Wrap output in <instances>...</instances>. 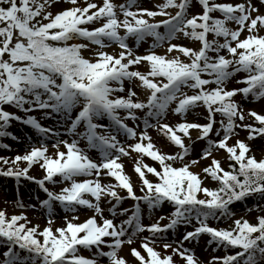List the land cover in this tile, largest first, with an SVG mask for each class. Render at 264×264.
<instances>
[{
    "label": "snow or ice",
    "instance_id": "1",
    "mask_svg": "<svg viewBox=\"0 0 264 264\" xmlns=\"http://www.w3.org/2000/svg\"><path fill=\"white\" fill-rule=\"evenodd\" d=\"M57 2L0 0V138L19 140L7 131L12 121L29 125L39 137L35 143L32 137L27 138L23 154L0 156V176L33 181L46 195L42 200L34 197L38 204L29 205L44 210L43 228L33 224L24 212L9 217L0 210V264H101L103 257L108 264H128L120 255L121 249L145 231L151 235L141 240L144 253L131 249L138 264H175L176 255L186 264H198L183 241H198L203 234L210 237V245H215L213 251L236 250L213 257L209 264H264V204L256 209L262 213L256 223L241 217L233 220L234 227L209 224L210 220L232 219L236 214L231 206L236 202L250 197L264 201V158L258 160L251 154L243 140L237 138L229 144L238 136L237 128L247 129L249 140L257 135L264 137V114L247 112V117L259 123L258 128L243 123L244 107L234 99L242 95L246 100L264 101L261 8L253 0H196L195 5L193 0H163L154 5L156 10L140 7L138 0L119 5L114 0H102V4L84 0L83 7L80 0H64L71 7L54 14L50 9ZM259 3L264 6V0ZM195 6L201 9L199 13L191 12ZM229 23L237 27L233 29ZM245 31L248 35L241 38ZM178 35L198 42L199 48L172 43ZM148 39L150 50L137 54L136 48ZM165 44V54H158L155 49ZM113 45L119 47L118 53L107 51ZM91 46L95 47L86 58L82 50ZM174 50L187 62L179 56L169 58ZM142 64L148 67L147 72L134 67ZM238 74L244 75L236 78ZM234 78L237 85L244 86L229 89L227 85ZM137 81L149 93L146 100H141L135 90ZM173 104L172 111L182 118L181 122H163ZM198 107L206 109L202 117L206 123L187 120ZM8 108L25 115H16ZM36 111L45 119H56L57 123L62 120L66 134L75 138L59 139L58 130L29 115ZM138 111L144 113L143 118ZM105 117L111 125L101 122ZM129 120L135 126H129ZM150 128L162 132L182 151L163 154L149 135ZM192 129H199V139L207 140L208 147L200 159L212 157L203 173L218 182L217 188L204 186L201 174L191 170L200 160H185L191 150L185 137L191 139ZM212 133L219 139H212ZM121 135L123 141L118 138ZM49 139L54 140L52 154L46 143ZM80 140L85 141L87 149L96 150L99 158H92L81 148ZM0 148L11 150L4 143ZM221 149L229 154L228 169L213 156ZM133 152L140 156L134 170L141 178L143 195H137L121 162ZM145 157L157 162L159 168L146 163ZM177 161L182 162L179 167ZM22 163L26 166L21 167ZM37 165L44 170L43 178L29 174ZM102 175L118 183L105 184ZM49 185L60 187L57 191ZM121 189L126 190V196L120 195ZM107 197L111 198V218L104 215L101 206L102 198ZM126 198L135 201L131 215H127L128 209H119ZM166 202L172 206L168 216L162 215L148 225L142 223V203L152 211ZM15 204L25 208L19 189ZM56 205L65 213L60 227L55 226ZM81 208L91 210L93 215L81 221ZM117 215L127 218L116 223ZM165 219L169 222L161 225ZM193 221L198 226L186 231L173 248L166 234ZM157 240L164 241L165 251L172 248V254L162 255L155 247ZM82 249L91 253V258L81 254Z\"/></svg>",
    "mask_w": 264,
    "mask_h": 264
},
{
    "label": "rangeland",
    "instance_id": "2",
    "mask_svg": "<svg viewBox=\"0 0 264 264\" xmlns=\"http://www.w3.org/2000/svg\"><path fill=\"white\" fill-rule=\"evenodd\" d=\"M89 2H97L102 4V0H89ZM114 2L119 5L122 3H125L126 0H114ZM219 2H231V3H241L244 2V0H219ZM163 3V0H138V5L140 7L148 8L150 10H156L154 9V5ZM253 3L256 4L258 7L261 8V13H264V6H261L259 3V0H253ZM193 4H196V0H193ZM80 6H86L84 3V0H80ZM71 7L70 4H67L64 2V0H58L57 3H55L52 8L50 9L54 14L58 13L62 10H65L67 8ZM168 11H171L174 13V9H169ZM201 9L199 6H195L191 9L192 13H199ZM218 18H222L219 13L215 14ZM157 20L162 19L161 17H157ZM98 26V25H97ZM229 27L235 29L237 26L233 23H229ZM163 31V29H161ZM123 34V32L121 33ZM248 33L245 31L242 33L241 38H244ZM260 35H264V31L260 32ZM210 39L212 38L211 36L209 37ZM220 41L223 42V38H220ZM76 42H85V41H76ZM172 43H177L181 44L184 46L188 47H193V48H199V43L196 41H192L188 38L183 37L182 35H178V37L172 41ZM151 44V39H148L142 45L138 48H136V52L139 55H144L146 54L147 51L150 50L149 46ZM132 47H136L134 42H132ZM167 44L164 46L155 49V51L158 54H165L166 49H167ZM234 46V45H233ZM95 46H91L89 49H84L82 50V54L88 58L91 55V48ZM107 51L110 53L114 52H119L120 49L117 45H113L112 47L108 48ZM226 54V53H222ZM169 58L179 56L181 60L187 62V58H185L182 54H180L177 50H174L172 53L168 54ZM7 58V57H5ZM230 58V56L228 57ZM135 68H138L141 72H147L149 69L145 64L134 66ZM243 75L238 74L236 78H242ZM234 78L232 81L228 83V88L231 89L233 87H243L244 85H237L235 83ZM137 87L135 90L140 94V99L141 100H146L147 96L149 93L144 90L143 88L139 87V81L136 82ZM188 91V94H192L191 90H186ZM237 100L239 103H241L244 107L245 114H246V120L243 123L246 124H252L254 125V118L253 117H247V112L249 110L256 111L258 114H264V101H256L255 99H248L246 100L242 95H238L237 97L234 98ZM175 107V104L171 105L166 117L163 122L169 123V124H175L177 122H181L182 118L178 115H176L172 109ZM7 110L9 111H14L16 115L19 116H24L25 114L20 112L19 110L8 108ZM193 112H190L187 115V120L190 122H197V123H206V121L202 118L204 115L207 114L206 109L204 107H198L194 110ZM29 115L35 116L44 126L46 127H52L55 130H58L61 135L59 136V139H67L71 141L75 137L67 135L66 130L64 127V123L61 120L60 123H57L56 119H45L43 118L41 112L36 111L29 113ZM137 115L143 118L144 113L143 112H137ZM219 115L217 116V119L219 120ZM102 123L111 125V121L107 119V117L103 118ZM239 123V121H237ZM129 126H135L131 120L127 121ZM141 127L143 125L141 124ZM215 127H219V124H217ZM82 130V129H80ZM7 131L10 132L12 135L16 136L19 138V140H13L10 137L6 136L3 138H0V143L8 144L10 146V149H2L0 148V156L4 157H14L17 154H23V150L25 147V144L27 143V138L32 137V142L35 143L39 137L37 136L36 132L34 129H32L29 125L22 124L18 121H12L10 127L7 128ZM149 135H151L154 144L156 147L163 153V154H177L178 152L182 151L179 149L178 146L174 145L173 142H171L167 137L163 135L162 132L158 131L157 129L150 128L148 129ZM236 133H238V136H234L231 140H229V144H233L235 140L238 138L240 140L245 141L251 148V154H254L257 159H262L264 158V145H258L254 143L253 139L249 140V131L247 129L243 128H237ZM190 137L191 139H188L185 137V144L190 146V153L189 155L185 158V160H191V159H198L200 160V163L198 165H194L192 167V171L200 173L202 176V179H204V186L209 187V188H217L218 182L214 181L211 179L210 176H207V174L203 173V169L206 166H209L212 157H209L207 159H200L203 151L208 147L207 140L206 139H199L200 136V130L199 129H192L190 130ZM210 137L212 139H219V137L215 136V133L210 134ZM122 141L125 139L122 135L118 137ZM54 142V140L49 139L46 141V143L49 145V154H52L54 150H52L51 144ZM135 141H128V143H134ZM79 146L81 148H85L88 151V154L94 158L98 159L99 158V153L98 152H93L92 149H87L86 148V143L83 140H80ZM61 151H65L63 146L60 147ZM213 156H215L216 159L220 160L222 162V166L226 168V162L229 159V154L225 150H217L213 152ZM140 159L139 154L133 152L129 157H122L121 162L124 164V171L125 174L128 175L131 178V182L134 185L135 191L138 194H143L140 192V188L142 186V181L138 173L135 172L134 167L135 163ZM145 162L148 163L149 165L156 166L159 168V164L157 162L152 161L150 158L145 157ZM181 161L176 162V166L179 167L181 165ZM26 166L24 163L21 164V167ZM5 167V170L7 169V166ZM30 175L35 176L37 179L43 178L45 175L44 170L41 169L38 165L34 166L33 170L29 173ZM150 179H155L151 174H148ZM206 177V178H205ZM57 179H59L57 177ZM78 179H83V178H78ZM101 180L103 183H108L111 182L113 184L118 183V181L115 180L113 177H105L101 176ZM49 187L53 190H59L60 185H49ZM19 189V192L21 194V198L25 204V208L21 209L18 208L15 204V201L17 200V191ZM121 193H125L126 190H118ZM202 195V194H201ZM39 196V198L45 199L46 195L38 188V186L33 182L29 180H24L23 178L21 181H17L14 177H5V176H0V210H5L6 214L10 217L13 214H20L21 212H24L28 219L33 222V224H39L41 228L46 226V216L44 215V210L41 209L39 206L37 207H29V205H37L38 202L34 197ZM108 198V197H107ZM104 199V198H102ZM124 209V208H122ZM121 209V210H122ZM133 208H131L128 212L127 215H131V211ZM172 211V206L169 205L168 203L164 206V208L161 211H158L157 213L155 211H145L142 210V223L145 225L154 223L157 219H159L160 216H168L170 212ZM54 214L56 218V227L63 226V216L65 215L64 211L62 208L59 207V205H56L54 208ZM262 214L259 213L257 210L255 211H249V212H244L243 214H237L235 215L232 219L226 221L225 223L221 224H213L211 225V222L209 221L210 226L212 227H220V228H229L230 226L234 227L233 220L234 219H239L241 217L248 219L251 223H256V217L257 215ZM93 215V212L89 209L86 208H81L79 212L80 220L83 221L86 218L90 217ZM127 215H117L115 218L114 222L119 223L120 221L124 220L127 218ZM168 220L165 219L161 221V225L167 224ZM198 225L196 224L194 227L192 225H189L186 227V231H194L195 227ZM131 231V229H129ZM149 232L145 231L143 234L145 237H149L147 234ZM143 239L142 236L138 235L133 244L128 245L125 244L123 248L120 251V255L123 256L124 258L127 259L128 264H138L137 259L132 255L131 249L132 248H137L144 253V250L140 247L141 240ZM210 237L207 236L206 234H203L200 236L199 240H192L188 242H183L184 248L190 249L191 253L194 254L195 259L198 261V264H209V262L212 260L213 257L215 256H224L220 250L213 251L215 248L214 244H209ZM167 242L172 243L173 248H176L178 246L177 242L180 240L173 237L172 235L166 237ZM163 242L161 240H157V243L155 245L156 249L162 253V255H169L172 254V248L167 249L166 251L163 248ZM85 257L91 258V255H85ZM175 264H186V261L182 259L179 255L174 256ZM101 264H108L107 258L101 260Z\"/></svg>",
    "mask_w": 264,
    "mask_h": 264
},
{
    "label": "trees",
    "instance_id": "3",
    "mask_svg": "<svg viewBox=\"0 0 264 264\" xmlns=\"http://www.w3.org/2000/svg\"><path fill=\"white\" fill-rule=\"evenodd\" d=\"M259 127V126H258ZM257 127V128H258ZM258 142L260 144H264V137H258ZM231 161L229 162V165H230ZM264 203V201H260L257 197H250L248 199H246L245 201H241V202H236L234 205H232V210L237 213V212H242L244 211L245 209H248V208H255L257 207L259 204H262ZM219 221H223L222 220H219ZM224 253L226 254H230L232 251H235V249H229L227 252L225 251V249L223 248L222 249Z\"/></svg>",
    "mask_w": 264,
    "mask_h": 264
}]
</instances>
